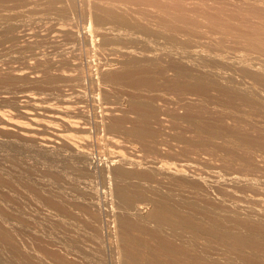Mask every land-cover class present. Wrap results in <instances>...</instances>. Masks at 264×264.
I'll return each mask as SVG.
<instances>
[{
    "label": "rangeland",
    "instance_id": "1",
    "mask_svg": "<svg viewBox=\"0 0 264 264\" xmlns=\"http://www.w3.org/2000/svg\"><path fill=\"white\" fill-rule=\"evenodd\" d=\"M152 1L0 0V264H264V0Z\"/></svg>",
    "mask_w": 264,
    "mask_h": 264
},
{
    "label": "bare ground",
    "instance_id": "2",
    "mask_svg": "<svg viewBox=\"0 0 264 264\" xmlns=\"http://www.w3.org/2000/svg\"><path fill=\"white\" fill-rule=\"evenodd\" d=\"M129 1H131V2H141V1H145V0H129ZM150 1H151V0H150ZM153 1H154V0H153ZM153 1H152V2H153ZM155 2H156V1H155ZM155 2H154V3H155ZM158 3H159V2H158ZM156 4H157V3H155V5H156ZM158 5H159V4H158ZM161 5H162V3H161ZM159 6H160V5H159ZM164 6H165V4L162 5V6H160L159 9H160L163 13L166 14V13H167V10L165 9ZM166 8L168 9V6H167ZM105 14L108 15V16H114V15H113V11H112L111 9H106ZM179 16H180V15H179ZM179 16H178V19L181 18V17H179ZM175 17H176V16H175ZM174 19H177V17L174 18ZM5 114H6V113H5ZM0 115H1V113H0ZM1 116H2V115H1ZM3 117H4V113H3ZM116 124H117V123H116ZM137 128H138V127H137ZM139 129H140V128H139ZM132 131H133V130H132ZM135 131H137L136 127H135ZM139 131H140V130H138L137 132H139ZM137 132H136V133H137ZM140 132H141V133H142V132L145 133L144 130H143V131L141 130ZM143 133H142V134H143ZM134 134H135V133H134ZM137 134H138V133H137ZM137 134H136V135H137ZM140 136L143 137L144 135H140ZM141 137H140V138H141ZM44 141H45V140H44ZM156 207H157V206H156ZM157 208H158L159 211L157 210L158 212L155 213L156 216H155V214H153V215H154L155 217L159 218V219H162V220L166 219L164 213H165V211L167 210V208L164 207L163 205H159ZM154 211H155V210H154ZM167 212H168V211H167ZM153 213H154V212H153ZM167 217H168V216H167ZM166 220H167V219H166ZM202 228H203V227H201V229H202ZM124 237H125V236H124ZM126 241H127V240H126ZM126 241H125V239H124V242H126ZM127 243H128V242H127ZM128 244H129V243H128ZM129 255H130V254H129Z\"/></svg>",
    "mask_w": 264,
    "mask_h": 264
}]
</instances>
